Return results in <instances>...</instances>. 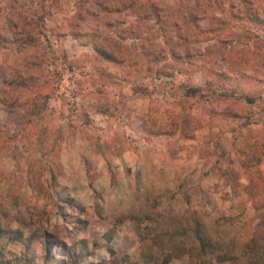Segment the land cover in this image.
<instances>
[{"label":"rangeland","instance_id":"374dc122","mask_svg":"<svg viewBox=\"0 0 264 264\" xmlns=\"http://www.w3.org/2000/svg\"><path fill=\"white\" fill-rule=\"evenodd\" d=\"M202 1L193 19L195 0H0V63L34 60L48 95L37 114L0 109L10 264H264L249 244L264 213V0ZM8 12L24 16L16 37ZM28 35L27 53L3 49ZM48 239L65 246L46 254Z\"/></svg>","mask_w":264,"mask_h":264},{"label":"trees","instance_id":"16d2710c","mask_svg":"<svg viewBox=\"0 0 264 264\" xmlns=\"http://www.w3.org/2000/svg\"><path fill=\"white\" fill-rule=\"evenodd\" d=\"M207 5H211L213 3H216L217 6H221V3L217 0H204ZM200 2H203L202 0H195V8H190L188 10V15H186V13L184 12V17L187 18H193L195 19L197 17L196 13V9L198 6H200ZM152 9V11H154L155 14V18L157 20H161L163 23L167 22V19L164 18L163 16H159V13L157 11V5L152 4L150 5ZM105 8H107L108 6H104ZM123 7H126V5H123ZM120 6H117L115 4L110 5V12L113 11H120ZM246 9V8H245ZM244 9V10H245ZM247 11V10H246ZM249 14V13H246ZM248 16V15H247ZM259 14L256 15H252L250 14V18L254 21H258L260 20L259 18ZM15 18L18 19V21L14 20ZM24 16L22 17V15L18 14V13H14V12H8V14H6V16L4 17L5 19V30L8 31L9 36L16 37L18 33L20 32H24V26H26V23H24ZM219 20H222L221 18H218ZM225 21V20H222ZM21 23V24H20ZM176 23V22H175ZM17 29H21L22 31H17ZM26 33V32H25ZM29 36V35H28ZM26 37V39H21L20 41L18 39H11L12 41L9 42V46H7L6 44H3V49H10L9 51H16V49H14L12 47V45L14 43H17V47H20L23 51H25V53H27V51H29L32 47V42L30 40V36ZM167 40V39H166ZM5 41V39H4ZM113 45V42L110 41V46ZM96 50L98 51V53L100 55H102V57H104L106 60L112 61V62H123L125 59L124 58H117L115 56H113L110 52H108L106 49L104 48H100L96 46ZM37 66L36 62L34 60L31 59H23L19 62H7L6 60L0 63V109H6L7 112L12 115L15 116L17 114L18 111H20L21 109H28L33 111L35 114H37L39 111L43 110L44 108V104H40V100L41 99H45L43 101H46V99H48V95L47 94H43L41 90H36L35 88H37L38 84L36 83V78L37 76L34 75L33 67ZM35 89V90H33ZM202 90L201 87H192V86H185L184 87V91L185 94L188 95H194L197 93H200V91ZM32 93V94H31ZM244 98L246 99V101L248 102H252L248 99V97L245 95ZM251 113H244L243 115L245 116L243 125H248V118L250 116ZM223 151V150H222ZM258 158V162L260 161V157ZM253 178L255 179V181L257 182V184H259L260 186V190H257V194L260 196L261 200L260 201V205L262 207H264V176L261 175V173L257 170H255L254 174H253ZM2 231V228H0V232ZM194 232H195V237L198 240V244L201 247V251L205 253V247L207 244V236L204 233V231L200 228V226L194 225ZM46 234V232L44 233ZM47 235V234H46ZM17 236V235H16ZM49 236V234H48ZM51 241V240H50ZM49 239L46 240L45 243V251L46 254H48L51 251V247L53 245H62L65 246V243L63 241L60 240H54L53 242H50ZM30 242L29 240H25V243L28 245ZM249 244L251 247H260L263 252H264V213L262 214L261 219H259L256 222V229H255V235L251 238V240L249 241ZM50 254V253H49ZM73 257H75L74 254ZM5 256V247L4 245H0V264H10L9 259H4ZM200 258L202 257V255H199ZM225 255H217L216 258V262H220L223 259H225ZM22 258V257H21ZM18 261H20V264H32V259L29 258H22V259H18ZM72 264H77L76 261H74V258H72L71 260ZM111 264H122L119 262H111ZM198 264H214L212 263L210 260H205L203 261L202 258L201 260L198 261Z\"/></svg>","mask_w":264,"mask_h":264},{"label":"crops","instance_id":"0c3cea01","mask_svg":"<svg viewBox=\"0 0 264 264\" xmlns=\"http://www.w3.org/2000/svg\"><path fill=\"white\" fill-rule=\"evenodd\" d=\"M262 162L264 163V156L262 157Z\"/></svg>","mask_w":264,"mask_h":264}]
</instances>
